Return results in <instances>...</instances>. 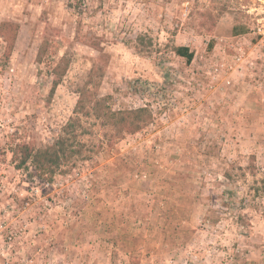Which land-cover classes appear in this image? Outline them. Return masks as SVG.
<instances>
[{
	"label": "rangeland",
	"instance_id": "rangeland-1",
	"mask_svg": "<svg viewBox=\"0 0 264 264\" xmlns=\"http://www.w3.org/2000/svg\"><path fill=\"white\" fill-rule=\"evenodd\" d=\"M6 21L0 264H264V0H0ZM86 84L150 121L108 144L81 116L86 159L17 169L12 146L52 141Z\"/></svg>",
	"mask_w": 264,
	"mask_h": 264
},
{
	"label": "trees",
	"instance_id": "trees-1",
	"mask_svg": "<svg viewBox=\"0 0 264 264\" xmlns=\"http://www.w3.org/2000/svg\"><path fill=\"white\" fill-rule=\"evenodd\" d=\"M7 29L11 31V36L7 35ZM18 26L11 22L0 24V34L6 41V47L11 50L14 43V36ZM97 38V36H92ZM49 41L44 39L37 52V61L41 62L43 55L47 51ZM94 48L99 46L95 40L90 42ZM172 50L179 56L185 58L187 62L193 58V51L185 45L173 46ZM60 58L50 66L49 73L52 76L49 94L52 95L56 86L62 80L66 72V63ZM109 96H100L95 90H90L87 84L78 91V97L73 109L74 116L62 126L61 132L52 141L46 144L37 145L29 141L16 142L12 148V162L17 169L31 170L40 178L51 181L56 173H64L70 170L69 166L74 165L77 159H86V143L79 140L76 130L81 125V116L92 115L100 120L102 125L108 126L111 132L107 136V143L111 144L118 140L125 133H135L142 129L151 119V113L147 107L126 108L114 110L107 99ZM254 169V166H252ZM254 172V170H252ZM264 182V179L262 180ZM264 191V185L261 186ZM258 189V188H256ZM243 218L238 216L239 220Z\"/></svg>",
	"mask_w": 264,
	"mask_h": 264
}]
</instances>
